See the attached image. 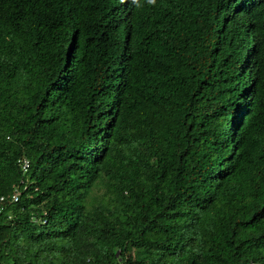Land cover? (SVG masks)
Listing matches in <instances>:
<instances>
[{
	"label": "trees",
	"instance_id": "1",
	"mask_svg": "<svg viewBox=\"0 0 264 264\" xmlns=\"http://www.w3.org/2000/svg\"><path fill=\"white\" fill-rule=\"evenodd\" d=\"M23 185L0 264H264V0H0Z\"/></svg>",
	"mask_w": 264,
	"mask_h": 264
},
{
	"label": "built area",
	"instance_id": "2",
	"mask_svg": "<svg viewBox=\"0 0 264 264\" xmlns=\"http://www.w3.org/2000/svg\"><path fill=\"white\" fill-rule=\"evenodd\" d=\"M18 164L21 166L22 170L25 172L29 168V160L24 157L18 159ZM27 188L26 185L17 186L12 192L0 196V214L5 211L6 205L12 202H17L19 196L23 190Z\"/></svg>",
	"mask_w": 264,
	"mask_h": 264
}]
</instances>
